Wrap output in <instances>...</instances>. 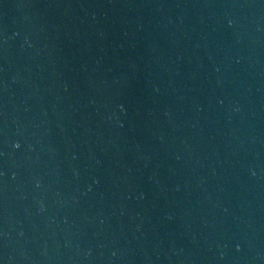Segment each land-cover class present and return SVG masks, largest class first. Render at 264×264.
<instances>
[{
    "label": "water",
    "instance_id": "1",
    "mask_svg": "<svg viewBox=\"0 0 264 264\" xmlns=\"http://www.w3.org/2000/svg\"><path fill=\"white\" fill-rule=\"evenodd\" d=\"M0 264H264V0H0Z\"/></svg>",
    "mask_w": 264,
    "mask_h": 264
}]
</instances>
